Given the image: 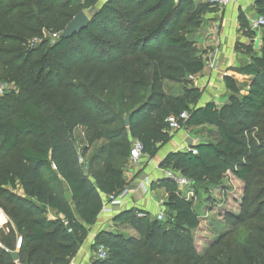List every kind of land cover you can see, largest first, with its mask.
Here are the masks:
<instances>
[{
	"label": "trees",
	"instance_id": "trees-1",
	"mask_svg": "<svg viewBox=\"0 0 264 264\" xmlns=\"http://www.w3.org/2000/svg\"><path fill=\"white\" fill-rule=\"evenodd\" d=\"M253 1L264 19V0ZM217 10L193 0H0V83L14 87L0 96V200L9 220L0 264H70L105 202L125 189L118 159L128 161L135 140L144 157H156L171 141L169 119L208 134L188 146L196 154L170 152L160 163L189 185L159 182L167 193L163 221L117 214L113 221L139 240L101 232L91 250L104 246L106 259L90 264H264V38L258 55L241 46L249 62L233 72L247 80L223 78L221 107L199 106L201 92L188 80L204 68L189 35ZM86 11L87 28L61 39ZM238 21L251 39L241 12ZM167 82L181 87L176 95ZM77 132L85 143L78 151ZM229 176L244 186L239 215L226 216L234 238L227 243L229 233L216 231L199 257L196 202L212 203Z\"/></svg>",
	"mask_w": 264,
	"mask_h": 264
},
{
	"label": "crops",
	"instance_id": "crops-1",
	"mask_svg": "<svg viewBox=\"0 0 264 264\" xmlns=\"http://www.w3.org/2000/svg\"><path fill=\"white\" fill-rule=\"evenodd\" d=\"M195 2H205V0H193ZM239 12H241L247 22L248 31L252 33L249 39L243 35L239 24ZM255 14L253 0H237L223 10H217L215 13L207 14L203 17V24L196 32V38L193 41L199 52V56L204 62L203 71L197 76L196 88L201 92L199 106L207 103H214L221 107L226 103V95L223 78L239 76L233 72L248 61L249 56L244 53L241 46H250L256 40L254 35H258L255 50L259 54L261 41L264 38V32L256 34L249 29L248 20ZM255 37V38H254ZM253 54V53H252ZM216 64V70L211 69L212 62ZM242 77V76H240ZM223 93V94H222ZM222 95V96H221ZM223 95H226V99ZM221 96V97H220ZM220 97V98H219ZM223 97V99H222ZM225 100V101H224ZM186 148L193 143L187 137ZM185 148V149H186ZM182 150H170L162 152L159 150L153 159H143L139 167L127 165L124 168L125 191L127 192L125 205L116 209L112 215L100 213L95 224L88 229V235L79 248L76 256L70 264H90L93 259L92 246L96 235L101 232H112L121 235L126 240H139L138 233L129 225H121L113 221V218L124 211L137 212L138 218L148 216L149 219L155 220V215L164 211V203L167 193L159 184L165 179V169L160 168V163L170 152ZM209 216L210 212H204ZM199 214V213H198ZM199 228L192 231V241L196 254L203 257L207 250L215 243L218 235L216 234L218 223L211 224L207 219L208 216L200 215ZM52 218V216H50ZM206 223L208 229H203L201 225ZM200 240V241H199Z\"/></svg>",
	"mask_w": 264,
	"mask_h": 264
},
{
	"label": "rangeland",
	"instance_id": "rangeland-1",
	"mask_svg": "<svg viewBox=\"0 0 264 264\" xmlns=\"http://www.w3.org/2000/svg\"><path fill=\"white\" fill-rule=\"evenodd\" d=\"M104 1H106V0H101L102 3ZM85 13L88 17H91V15H92L91 11H86ZM255 17H256V14H254L252 16V18H255ZM249 19H251V18H249ZM198 30L194 31L192 35L190 34L189 38L192 40H193V38H196L195 34ZM260 32H262V31L260 30V31H257L255 33L258 34ZM254 36L256 37V40H254V42L250 44V45H252L253 55H255L257 53L255 50H257L256 44H257V41H259L257 39V38H259V37H257L258 35H254ZM247 62H249V59H248V61H246L244 63H247ZM3 77L4 76H2V79H3ZM235 78H236L235 80L240 84H243L244 82L246 83V80H247L246 78L240 77V76H236ZM0 84L3 87H5L7 90H10V88H14V87H12L13 85H10V84L3 82V81H1ZM165 85H166L168 93H172L174 95H176L181 88L178 85L171 84L168 82L165 83ZM223 96L226 99V95H223ZM26 97H27V95L23 94L22 97H19V100L23 101L24 98H26ZM222 99H223V97H222ZM15 112L16 111L12 112V114L14 115ZM187 137L190 138L191 141H194V140L204 141L205 138H208V134L205 130H204V132H201L200 129H192V130L187 131L184 128H180L179 130L171 133V141L169 143H167L166 145L162 146L160 150L162 152H167L170 150H182V151L186 150L187 149L186 148ZM74 138H75L74 139L75 142H74L73 146H74V148H76L75 150L78 151L85 144L83 141L84 137H83L81 132L80 133L77 132L75 134ZM118 162H121L123 165H125V164L127 165V162L123 161L120 158L118 159ZM223 187H224L223 189L213 191L212 198H211L213 200L212 203L209 202V203H205L206 205H204L203 204L204 202L198 203V201H197L196 204L198 207V213L200 215H202L203 217L208 216V215H206V213H204L207 211V209L213 208V212H210V214L208 216L209 219H207V220L209 221V223L214 224V225H215V223H218L219 226H217L216 229L219 233H227V232L229 233L228 237L226 238L227 239L226 242L229 243L233 240L234 235H233L232 228L227 225L226 216H229V214H232L234 216L239 215L240 205H241L242 197H243V187L244 186L241 182L235 181L229 176L228 179H226ZM6 189L8 191H11L10 187H7ZM184 193L186 196V200H187V198L192 199L191 192L187 193V190H186V191H184ZM0 211H2L4 214H6L4 209H3L1 200H0ZM248 212H249V214H251L252 210H249ZM49 218H50V216H49ZM252 222L253 221H251V223ZM202 224L203 225H201V226L203 229L209 228L206 223L205 224L202 223ZM0 232H6V230L0 228Z\"/></svg>",
	"mask_w": 264,
	"mask_h": 264
},
{
	"label": "built area",
	"instance_id": "built-area-1",
	"mask_svg": "<svg viewBox=\"0 0 264 264\" xmlns=\"http://www.w3.org/2000/svg\"><path fill=\"white\" fill-rule=\"evenodd\" d=\"M235 1L236 0H205L206 3L212 4L218 10H223V9L227 8L228 6L233 4ZM248 24H249V29L252 32H257V31H260L264 28V19L261 17L251 18L248 20ZM52 38L53 39L56 38V35L52 36ZM34 43H31L30 46H32ZM210 66H211V69L216 70L217 66H216L214 61L210 64ZM188 80L195 87L197 86L196 85L197 84V77L190 76V77H188ZM5 90H6V88L0 84V96L3 95V92ZM186 117H187L186 114H182L180 116V120H185ZM168 123H169L168 129H169L170 133L175 132V131L180 129L179 120L169 119ZM196 143H198V140L193 141V144H196ZM186 151H191L193 154H196V151L190 149L189 147L186 149ZM144 158L145 157L143 155V147H142L141 143H139L136 140L132 141L131 152H130L129 157H128L129 165H131L133 167H139V165L141 164V162L143 161ZM78 162L82 163L83 161H82V159H79ZM165 179H167L172 184H174L179 190H184L189 185V182L187 180H185L182 176H180L179 174H176L174 172H171L169 170L165 171ZM126 196H127V192L124 189L119 195L110 197V199L105 202L101 212L104 214H108V215L114 214L116 209L124 207L125 201H126ZM155 219L157 221H163L164 220V211H160L159 213H157L155 215ZM8 224H9V220H8L7 216L2 211H0V228L6 230L7 229L6 227ZM20 241H21L20 239L17 240L16 249H18V247L20 245ZM106 256H107V251L104 248V246L97 245L95 247V252L93 254V260L103 261L106 259Z\"/></svg>",
	"mask_w": 264,
	"mask_h": 264
},
{
	"label": "water",
	"instance_id": "water-1",
	"mask_svg": "<svg viewBox=\"0 0 264 264\" xmlns=\"http://www.w3.org/2000/svg\"><path fill=\"white\" fill-rule=\"evenodd\" d=\"M89 18L84 12L79 13L75 16L65 27L60 35L61 39H68L73 35L79 34L81 31L85 30L88 26ZM125 126H128V120H125ZM9 257L13 262L18 259V254L16 252L10 253Z\"/></svg>",
	"mask_w": 264,
	"mask_h": 264
}]
</instances>
